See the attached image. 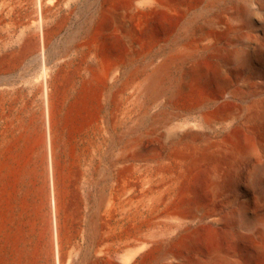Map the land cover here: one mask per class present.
Masks as SVG:
<instances>
[{"label":"bare ground","instance_id":"obj_1","mask_svg":"<svg viewBox=\"0 0 264 264\" xmlns=\"http://www.w3.org/2000/svg\"><path fill=\"white\" fill-rule=\"evenodd\" d=\"M195 2L0 0V264L251 263L238 209L212 214L187 197L191 163L167 152L238 114L158 128L179 116L175 103L202 56L215 61L220 87L241 71L240 92L264 85V0H207L229 3L238 24H224L233 35L225 47ZM77 12L84 19L73 26ZM154 12L184 22L153 52ZM244 139L229 133L226 146L240 155L252 148ZM209 188L236 183L215 173ZM203 222L220 226L226 243L196 247ZM258 235L252 252L264 229Z\"/></svg>","mask_w":264,"mask_h":264},{"label":"rangeland","instance_id":"obj_2","mask_svg":"<svg viewBox=\"0 0 264 264\" xmlns=\"http://www.w3.org/2000/svg\"><path fill=\"white\" fill-rule=\"evenodd\" d=\"M228 4L226 2L222 4L210 3L207 0H196L193 3L194 12L198 16H206V18H199V21L211 20L215 24L216 31L223 34V42H221L223 47L228 45L229 38L233 36L226 34L224 24L236 25L231 20L227 8L229 7ZM253 7L256 8L255 5ZM156 13L151 14L150 22H148L146 28V37L150 42L149 48L153 52L160 46L167 48L184 22V18L179 15ZM78 14L77 12V18H73V26L84 19L81 12L79 16ZM224 20L226 21L224 22ZM237 31H239L238 28L235 33H238ZM252 39L255 41L253 36ZM207 56H202L196 61L199 73H196V75L190 74L189 78L187 77L185 94L183 93L178 99L180 103L178 100L175 103L179 116L175 120L173 119L172 122L168 121L170 124L161 125L163 129L160 126L158 130L163 133L178 120L185 119L186 122L194 124L197 120L211 116L238 114L237 120H229L224 128L213 125L208 129H197L199 136L195 140L187 141L182 149L172 147L167 152L170 154L171 151L175 150L174 152L177 151L178 154L184 153V156L191 163L192 173L184 186L187 197L202 206L205 211L212 212V214L224 216L231 209H238L243 216L241 225L238 228L239 232L246 238L250 237L245 244L247 247L245 246V250H242V255L245 259L251 260L250 264H264V243L257 251L252 252L249 249L251 244H259L258 231L264 229V110L259 105L264 99V85L254 86L248 92H240V83L249 78L246 71L245 73L241 71L230 86L220 87L214 81L215 61L210 56L207 58ZM141 63L140 61L137 64L140 65ZM200 104L201 107H199ZM229 133L249 141L252 144L250 151L236 155L230 145L226 146ZM223 172L230 173L235 180L236 189L225 193L222 191L218 193L211 192L209 188L211 176ZM203 223L193 229V234L196 233L193 235V243L196 247L207 248L209 244L226 243L220 226L209 222Z\"/></svg>","mask_w":264,"mask_h":264}]
</instances>
